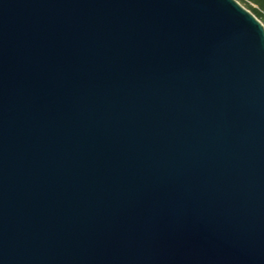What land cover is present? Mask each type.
Segmentation results:
<instances>
[{"label": "water", "instance_id": "obj_1", "mask_svg": "<svg viewBox=\"0 0 264 264\" xmlns=\"http://www.w3.org/2000/svg\"><path fill=\"white\" fill-rule=\"evenodd\" d=\"M0 264H264V25L0 0Z\"/></svg>", "mask_w": 264, "mask_h": 264}, {"label": "rangeland", "instance_id": "obj_2", "mask_svg": "<svg viewBox=\"0 0 264 264\" xmlns=\"http://www.w3.org/2000/svg\"><path fill=\"white\" fill-rule=\"evenodd\" d=\"M245 10L252 12V9L259 10V7L253 2V0H235ZM252 14V13H251ZM257 20L264 25V18H257Z\"/></svg>", "mask_w": 264, "mask_h": 264}, {"label": "trees", "instance_id": "obj_3", "mask_svg": "<svg viewBox=\"0 0 264 264\" xmlns=\"http://www.w3.org/2000/svg\"><path fill=\"white\" fill-rule=\"evenodd\" d=\"M253 2L259 7V10L252 9V14L256 18H264V0H253Z\"/></svg>", "mask_w": 264, "mask_h": 264}]
</instances>
